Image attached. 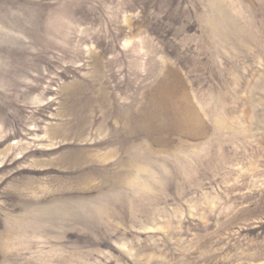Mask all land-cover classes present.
Returning a JSON list of instances; mask_svg holds the SVG:
<instances>
[{
	"label": "rangeland",
	"instance_id": "obj_1",
	"mask_svg": "<svg viewBox=\"0 0 264 264\" xmlns=\"http://www.w3.org/2000/svg\"><path fill=\"white\" fill-rule=\"evenodd\" d=\"M0 264H264V0H0Z\"/></svg>",
	"mask_w": 264,
	"mask_h": 264
}]
</instances>
